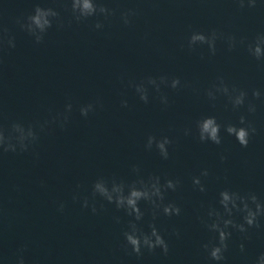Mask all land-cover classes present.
Masks as SVG:
<instances>
[{
  "label": "water",
  "instance_id": "obj_1",
  "mask_svg": "<svg viewBox=\"0 0 264 264\" xmlns=\"http://www.w3.org/2000/svg\"><path fill=\"white\" fill-rule=\"evenodd\" d=\"M64 2L0 0V125L7 127L14 120L42 123L63 111L65 102L73 104L63 129L52 123L37 131L29 150L0 152V260L16 264L22 256L24 264H218L201 247L214 235L197 219L201 205L214 204L224 186L253 191L264 199V96L251 94L264 93V60H255L245 49L257 32H264V5L240 8L235 0H108L116 15L102 30H93L94 18L69 23ZM35 3L55 7L63 23L58 28L54 21L39 44L16 23L18 18L23 22ZM125 7L137 13L128 26L119 20ZM213 29L221 35L214 54L207 45L187 48L191 30L207 34ZM228 35L238 42L230 51L224 39ZM9 37L13 48L7 45ZM242 38L244 44L239 43ZM147 76L176 78L179 83L175 89L161 85L159 92L149 86L145 103L128 85ZM217 77L230 89L235 86L247 93L244 106L232 109L223 94H215V100L207 97V90L219 83ZM161 94L167 105L159 102ZM121 99L127 106L120 105ZM95 101V110L82 118L78 106ZM249 102L256 106L252 113L246 111ZM240 115L256 129L246 147L224 132V126L237 124ZM209 116L220 125L219 145L201 143L195 136L196 121ZM148 135L168 137L167 160L154 146L145 150ZM133 165L144 177L180 180L177 190L166 194V202L179 205L181 214L161 216L156 222L168 243L166 254L159 248L141 249L139 255L126 249L122 230L128 218L98 197L96 213L80 206L93 179L102 175L127 182L135 178ZM202 168L209 173L201 177L203 193L191 183ZM60 201L63 212L57 211ZM140 207L147 220L148 205L141 201ZM115 215L121 217L119 224L112 219ZM259 222V228L248 229L246 238L233 232L222 264H253L264 251V218ZM173 229L178 236L172 235Z\"/></svg>",
  "mask_w": 264,
  "mask_h": 264
},
{
  "label": "clouds",
  "instance_id": "obj_2",
  "mask_svg": "<svg viewBox=\"0 0 264 264\" xmlns=\"http://www.w3.org/2000/svg\"><path fill=\"white\" fill-rule=\"evenodd\" d=\"M240 8L245 6L252 8L257 4L264 5V0H235ZM69 9L71 20L76 23L87 21L94 18L91 24L93 30H102L105 22L116 15L115 7L108 0H65L62 5ZM118 7V6H117ZM134 7H125L119 12V20L124 26H128L131 20L136 16ZM56 22L57 27H62L59 13L53 6H42L40 3L33 5L32 11L23 19L18 18L16 23L19 27L31 36L35 43L42 41L44 34ZM221 35L216 30H210L207 34L198 30H191L187 36V48L192 49L193 46L207 45L209 54L215 53V43ZM230 51L236 43H238L232 35L224 37ZM4 41L0 39V46ZM239 43L244 44L242 38ZM9 48L15 47L11 37L7 40ZM181 47H184L182 44ZM247 54L257 61L264 60V32H257L255 36L245 44ZM218 84H213L207 90V97L215 100V94H223L232 109H238L245 105L247 93L235 86L229 88L223 79L217 77ZM179 83L176 78L166 79L164 76L153 78L147 76L138 82L129 81V87L134 89L140 101L148 102V88L151 86L156 92L160 91V86L175 89ZM253 97L264 96V93L258 90L252 91ZM159 102L167 105V97L163 94L159 96ZM98 101L86 102L78 106L79 115L87 118L90 113L95 110ZM120 105L127 106V101L121 99ZM256 110V106L249 102L246 111L252 113ZM73 111L71 101L65 102L63 111H57L55 115H51L49 119H45L42 123L23 124L18 121H11L4 127L0 125V152H25L37 141V131H44L47 126L55 123L59 128L63 129L69 121V116ZM189 129L184 130V134H189ZM256 129L250 122L246 123L245 116L240 115L237 124H226L224 132L234 136L235 140L241 147H246L249 143L250 136L254 134ZM195 136L201 143H212L219 145L221 143L220 125L216 122L215 117H203L195 123ZM170 140L167 136L160 139L154 138L152 135L146 137L144 143L145 150H152L153 146L158 152L161 159L167 160L169 157L168 145ZM219 159L223 161L225 156L219 155ZM135 175L134 179L125 181L117 177L97 176L91 181L89 195L80 197V206L89 208L92 213L97 212L95 206L96 198L112 205L115 210L122 211L126 220V226L122 230L123 242L126 249H130L132 253L140 254L141 249L151 252L159 248L163 253L168 252V243L161 235V231L157 227L159 217H177L181 214V207L172 201L166 202V194L175 192L180 185V180L176 178H163L161 175L149 174L147 177L139 175V169L133 165L131 168ZM208 170L202 168L199 175L191 177V183L199 192L205 191V185L201 183V177L208 176ZM79 188V185H77ZM89 197L92 203H89ZM73 201L77 200V195L72 196ZM143 201L148 205L149 218L145 220V211L141 209L140 202ZM64 202L57 204V211L63 212ZM202 214L197 217L204 229L210 234H214L213 238L202 243L201 247L206 252L211 261L222 264L225 259L224 253L227 250V241L233 232L244 235L248 229L260 227V219L264 218V199L258 197L253 191L242 192L240 190L224 186L221 187L215 196V203L208 204L206 207L201 205ZM237 217L239 218L237 220ZM117 224L121 222V217L115 215L112 217ZM172 235L178 236V232L173 229ZM239 249L243 251L244 245L241 243ZM0 264L3 261L0 260ZM16 264H24L22 256H18ZM253 264H264V251L257 254Z\"/></svg>",
  "mask_w": 264,
  "mask_h": 264
}]
</instances>
